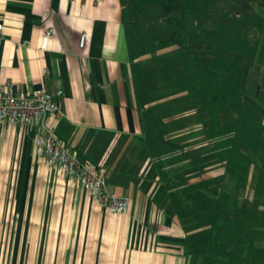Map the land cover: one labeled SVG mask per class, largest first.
<instances>
[{"label":"crops","instance_id":"1","mask_svg":"<svg viewBox=\"0 0 264 264\" xmlns=\"http://www.w3.org/2000/svg\"><path fill=\"white\" fill-rule=\"evenodd\" d=\"M0 23V86L50 92L60 114L48 116L47 126L80 160L98 166L110 194L128 199L124 212L103 209L74 177L36 154L42 125L0 122V264L248 263L233 235L218 236L229 215H215L223 223L206 236L209 250L196 248L210 234L211 215L196 216L191 188L210 173L195 177L187 166L179 176L176 146L159 140L179 131L163 134L158 126L162 109L149 97L146 62L132 59L126 0H0ZM262 66H253L258 76L250 85L264 103ZM262 133L259 127L253 147ZM243 142L241 153L254 154Z\"/></svg>","mask_w":264,"mask_h":264},{"label":"rangeland","instance_id":"2","mask_svg":"<svg viewBox=\"0 0 264 264\" xmlns=\"http://www.w3.org/2000/svg\"><path fill=\"white\" fill-rule=\"evenodd\" d=\"M126 27L134 64L144 59L154 84L149 97L161 106V132L179 131L159 139L176 146L177 174L187 166L195 177L210 173L191 188L200 201L196 216L211 215L210 234L196 248L209 250L206 236L222 222L215 215H229L220 239L233 235L246 264L264 260V139L252 145L264 127V103L250 85L253 66L264 62V0H126ZM243 141L254 154L241 153Z\"/></svg>","mask_w":264,"mask_h":264},{"label":"built area","instance_id":"3","mask_svg":"<svg viewBox=\"0 0 264 264\" xmlns=\"http://www.w3.org/2000/svg\"><path fill=\"white\" fill-rule=\"evenodd\" d=\"M1 28L0 23V31ZM50 34L51 29L48 28L41 35L39 41L41 50H46ZM81 43H84V36L81 37ZM62 94L61 89L55 93L57 97ZM59 114L58 102L46 90L37 88L26 94L12 85L0 86V122L42 125L43 132L36 136L34 142L36 154L43 156L49 167L60 168L67 175L74 177L103 209L111 213L126 211L128 199L108 192L106 177L98 166L92 162L80 160L76 152L65 146L47 126L45 119Z\"/></svg>","mask_w":264,"mask_h":264},{"label":"trees","instance_id":"4","mask_svg":"<svg viewBox=\"0 0 264 264\" xmlns=\"http://www.w3.org/2000/svg\"><path fill=\"white\" fill-rule=\"evenodd\" d=\"M169 20V19H168ZM185 34H183V33H179V35L178 36H184ZM173 37H175V35L173 34ZM180 43H182V41H179ZM245 58V57H244Z\"/></svg>","mask_w":264,"mask_h":264}]
</instances>
